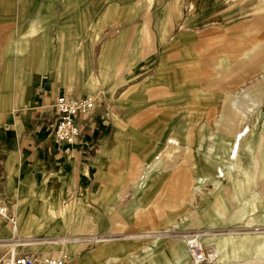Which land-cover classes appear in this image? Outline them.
I'll use <instances>...</instances> for the list:
<instances>
[{
	"label": "rangeland",
	"instance_id": "1",
	"mask_svg": "<svg viewBox=\"0 0 264 264\" xmlns=\"http://www.w3.org/2000/svg\"><path fill=\"white\" fill-rule=\"evenodd\" d=\"M170 1L161 12L164 22L166 9L174 8L171 33L161 27L162 41L129 76L130 87L115 98L87 94L95 98V109H104L105 102L111 134L100 147L92 185L66 184L55 204L58 212L70 209L67 218L79 216L80 239L71 242L70 253L64 245L52 255L58 246L45 244L38 257L65 254L79 264L93 252L97 264H176L180 258V264H193L186 246L183 257L174 242L184 245L185 233L202 232L207 252L214 253L202 264H264V95L244 91L250 82H264V68L253 64L264 63V0H211L208 12L207 0ZM192 24L200 28L192 30ZM208 36L227 46H234L233 38L238 43L221 66L204 64L190 46V38ZM247 50L257 54L248 59ZM223 102L238 120L223 117ZM207 159L208 173L201 174L194 164L206 167ZM224 162L233 164L230 173ZM179 171L187 178L181 193L171 186ZM200 175L209 182L202 185ZM145 176L150 178L141 185ZM148 229L168 231L158 240L150 233L138 237ZM94 233L108 236L83 239ZM227 235L238 239L227 242Z\"/></svg>",
	"mask_w": 264,
	"mask_h": 264
},
{
	"label": "crops",
	"instance_id": "2",
	"mask_svg": "<svg viewBox=\"0 0 264 264\" xmlns=\"http://www.w3.org/2000/svg\"><path fill=\"white\" fill-rule=\"evenodd\" d=\"M167 1L171 2L0 0V197L9 214L18 220L13 231L0 218V242L4 243L0 245V256L10 249L7 243L16 240L25 243L16 247L18 253L43 254L42 246L53 244L58 246L56 250L47 251L56 255L64 245L70 253V241L80 239L75 233L80 227L79 216L71 214L67 218L65 211L70 209L64 206L58 212L55 204L62 201L66 184L77 188L92 185L98 172L100 147L111 134L110 116L105 102L104 109L98 106L91 114L79 115L75 118L77 140L60 144L53 137L54 101L62 94L83 97L102 91L104 96L108 93L115 98V92L126 91L129 76L138 73L139 65L152 57L162 41L161 27L169 28L171 33L174 8L166 9L169 12L164 22L161 12ZM210 4L211 0H207L203 10L210 11ZM178 21L177 16L174 23ZM191 28L197 30L200 26L192 24ZM260 39L264 42V35ZM190 40L191 48L200 53L204 64L217 66L222 65L227 51L237 50L238 44L233 38L234 46H227L215 36ZM253 64L260 70L264 68L260 61ZM245 89L262 91L264 95V82H250ZM225 104L221 107L223 117L238 120L236 111ZM206 164L194 166L205 174L209 159ZM228 165L233 164L224 162L230 173ZM149 178L145 176L141 185ZM199 178L202 185L209 182L205 175ZM186 179L185 172L174 174L171 186L175 192L183 191ZM89 213L94 211L90 209ZM151 230L163 229L142 233L155 232ZM98 236L108 235L94 233L83 239L92 242ZM225 238L233 242L238 236ZM154 247L153 252L159 249L158 245ZM79 264H97L94 253L80 258Z\"/></svg>",
	"mask_w": 264,
	"mask_h": 264
},
{
	"label": "built area",
	"instance_id": "3",
	"mask_svg": "<svg viewBox=\"0 0 264 264\" xmlns=\"http://www.w3.org/2000/svg\"><path fill=\"white\" fill-rule=\"evenodd\" d=\"M96 107V100L93 96L73 97L62 94L56 97L53 108L56 116V123L53 129V137L60 144H70L77 140L79 129L75 118L79 115H88ZM0 218L11 224L15 230V219L9 214L7 205L0 197ZM202 232H190L184 234V242L188 258L193 264L210 262L213 252H207L206 246L200 236ZM203 234V233H202ZM4 244L0 242V245ZM10 249L0 256V264H71V258L65 254L57 256L38 257L30 253H18L16 247L25 244L24 241L16 240L7 243Z\"/></svg>",
	"mask_w": 264,
	"mask_h": 264
},
{
	"label": "bare ground",
	"instance_id": "4",
	"mask_svg": "<svg viewBox=\"0 0 264 264\" xmlns=\"http://www.w3.org/2000/svg\"><path fill=\"white\" fill-rule=\"evenodd\" d=\"M242 14V13H241ZM262 17H264L263 15H261ZM232 17V16H231ZM264 34V25H263V28H262V35ZM249 51L247 50L246 51V53H245V55H246V57L248 58V59H251L252 57H254L257 53H255V51L252 53V55H250V53H248ZM228 53H230V52H226V54H228ZM227 56V55H226ZM226 56L224 57V58H226ZM222 59H223V57H222ZM261 65H263L264 66V63H262ZM264 70V69H263ZM262 77H264L263 75L260 77V78H262ZM258 81H262V80H259L258 79ZM244 91H248L247 89H244ZM261 93V92H260ZM258 94V93H257ZM166 231H168V230H164V231H161V232H147V233H151V234H154V238H156L157 240H158V238L159 237H161V234L164 232H166ZM146 236V234H143V235H141V236H138L139 238H142V237H145ZM96 238V237H95ZM102 238V237H101ZM75 240V239H74ZM99 240H101V239H99ZM98 240V241H99ZM103 240V239H102ZM76 241V240H75ZM91 241H97L96 239H93V240H91ZM70 242H72V241H70ZM155 242H157V241H155ZM177 243V242H176ZM175 242H174V247L176 248L175 250H176V253H177V250L178 251H180V252H182V255H183V257H185L186 256V251L185 250H183V246L185 247V243H184V245H179V244H176ZM175 252V251H174ZM181 258L180 259H178V260H176L175 261V263L176 264H180L181 262ZM165 264H167V263H165Z\"/></svg>",
	"mask_w": 264,
	"mask_h": 264
}]
</instances>
